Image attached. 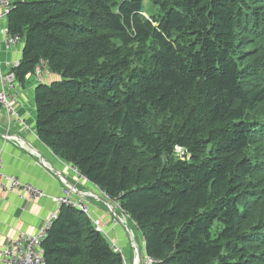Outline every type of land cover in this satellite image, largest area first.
Segmentation results:
<instances>
[{
	"label": "trees",
	"instance_id": "trees-1",
	"mask_svg": "<svg viewBox=\"0 0 264 264\" xmlns=\"http://www.w3.org/2000/svg\"><path fill=\"white\" fill-rule=\"evenodd\" d=\"M14 0L35 131L116 200L153 264H264V0ZM176 148L181 149L177 154ZM45 264H124L59 205Z\"/></svg>",
	"mask_w": 264,
	"mask_h": 264
},
{
	"label": "crops",
	"instance_id": "crops-1",
	"mask_svg": "<svg viewBox=\"0 0 264 264\" xmlns=\"http://www.w3.org/2000/svg\"><path fill=\"white\" fill-rule=\"evenodd\" d=\"M6 27V18L0 17V38L2 30ZM22 48L21 38L16 45L8 49L0 43L3 70L10 69L12 63L20 60ZM44 64L41 65L40 79L36 78L34 73L27 75L23 82L16 81V87L11 92L17 115L25 125L16 116L8 115L0 107V159L3 163V173L14 175L20 181L29 183L43 192L41 196L29 198L22 191H8L0 187V249L21 233L35 234L44 221L57 212L59 205L54 199L62 195L65 184H71L81 192L100 194L95 185L79 178L69 163L54 155L37 137L34 89L39 83L49 84L60 78L58 74L50 72ZM5 134L16 138H4ZM101 196V201L86 198L94 220L91 222L94 227L97 223L106 231L109 239L112 237L122 241L125 235L117 225H114L112 213L108 206L106 207L108 201ZM126 220L122 219L127 226ZM135 250L139 255L138 245Z\"/></svg>",
	"mask_w": 264,
	"mask_h": 264
},
{
	"label": "built area",
	"instance_id": "built-area-1",
	"mask_svg": "<svg viewBox=\"0 0 264 264\" xmlns=\"http://www.w3.org/2000/svg\"><path fill=\"white\" fill-rule=\"evenodd\" d=\"M14 0H0V17H5L9 13V11L13 7ZM20 40L18 35H11L7 29L2 30V38H0V43H2L5 48H10L16 45ZM19 64V61H16L10 65V69L3 70L2 69V61L0 60V107L8 114L12 116H16L19 119L17 112L14 107V98L11 94L16 87V79L15 73L12 70ZM40 74V66L35 68L34 75L36 78L39 77ZM17 119V120H18ZM20 120V119H19ZM24 125V121L20 120ZM26 128L28 126L26 125ZM4 138H16L13 135H3ZM177 154L181 153L180 148H176ZM74 173L77 174L79 178L85 179V177L80 174L74 166H70ZM3 163L0 159V187L3 190L14 191L19 190L22 191L27 195L29 198H34L43 195V192L34 187L29 183H25L20 181L14 175H8L3 173ZM63 193L61 196L56 197L54 200L57 205L65 204L74 209L79 210L83 213L86 217L90 219V221L94 222L92 216H90V210L88 208L87 197H95L92 192H81L78 191L76 187L72 186L71 184H65V188H63ZM79 194V195H78ZM101 195L104 199L108 201V209L112 213V220L114 225L122 224L125 226L122 219L125 221L127 218V214L122 212L118 213L116 210L117 201H114L112 204L110 199L104 192L101 191ZM56 213H53L48 219L44 221L42 226L38 229L35 234L29 233H21L15 238L8 241V243L0 249V264H45V259L43 256V251L41 247V241L44 238L47 229L51 221L55 218ZM95 229L100 231L101 234L108 239L112 249L115 252L120 253V250L116 245H114L111 240L109 239L108 233L104 231L97 223H95ZM129 229V228H128ZM133 237V233L131 234ZM134 239V237H133ZM149 261L153 264V260L147 257Z\"/></svg>",
	"mask_w": 264,
	"mask_h": 264
},
{
	"label": "rangeland",
	"instance_id": "rangeland-1",
	"mask_svg": "<svg viewBox=\"0 0 264 264\" xmlns=\"http://www.w3.org/2000/svg\"><path fill=\"white\" fill-rule=\"evenodd\" d=\"M142 1V5H143V15L144 16H147V13L148 14H153V13H156L157 12V9L156 7H153L151 6V1L150 0H141ZM8 15V14H7ZM7 15H6V18H7ZM42 76V69L40 67V74H39V77L38 79H40V77ZM101 194V191L98 190ZM95 195V197H88L89 198H92V200H99L101 201L100 199V194H95V193H92ZM103 197V196H101ZM95 198V199H93ZM88 199H87V203H88V208L90 210V216H92V211L90 209V204L88 202ZM112 204H114V201H110ZM109 206L107 203H106V207ZM116 210L118 211V213H121L120 209H119V206L117 204V206L115 207ZM123 212V211H122ZM126 222L128 223L127 224V227H129V229H131V231L133 232V237H134V240L135 242L137 243L138 245V248H139V258H140V264H152L151 261H149L147 259V256L146 254L144 253V247H143V243H142V235L141 233L136 229L134 223L130 220V218L127 216L126 218ZM117 227H119L121 229V231L124 233V237L125 239L123 238L122 241L118 240V239H114L112 237H110L111 239V242L116 245L118 247V249L120 250V254L121 256L123 257V261H124V264H133L134 262V249L132 248V245L127 237V234H126V229H125V226H123L122 224H116ZM126 240V242H125ZM127 243V245H126ZM123 245V246H122Z\"/></svg>",
	"mask_w": 264,
	"mask_h": 264
},
{
	"label": "water",
	"instance_id": "water-1",
	"mask_svg": "<svg viewBox=\"0 0 264 264\" xmlns=\"http://www.w3.org/2000/svg\"><path fill=\"white\" fill-rule=\"evenodd\" d=\"M108 204V203H107ZM126 233H127V237L132 245V248L135 250L136 247H137V243L135 242V240L133 239L132 237V232H131V229H126ZM135 254L136 256H134V262L133 264H135V260H136V264H140V259H139V255H138V252L135 250Z\"/></svg>",
	"mask_w": 264,
	"mask_h": 264
},
{
	"label": "bare ground",
	"instance_id": "bare-ground-1",
	"mask_svg": "<svg viewBox=\"0 0 264 264\" xmlns=\"http://www.w3.org/2000/svg\"><path fill=\"white\" fill-rule=\"evenodd\" d=\"M127 227V226H126ZM132 232V231H131ZM135 264H136V262H135Z\"/></svg>",
	"mask_w": 264,
	"mask_h": 264
}]
</instances>
